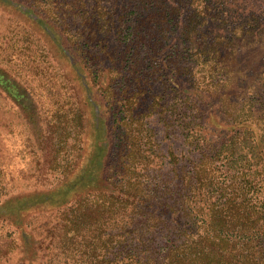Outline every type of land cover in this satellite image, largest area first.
<instances>
[{"label":"trees","instance_id":"obj_1","mask_svg":"<svg viewBox=\"0 0 264 264\" xmlns=\"http://www.w3.org/2000/svg\"><path fill=\"white\" fill-rule=\"evenodd\" d=\"M17 1L36 14L27 16L28 21L62 37L75 59L66 52L68 62L99 85L104 106L116 120L114 129L122 133L116 145L98 139L93 162L102 161L105 170L95 182L90 169L74 175L72 166L79 161L73 141L69 136L63 141L56 162L62 180L39 197L62 209L59 233L50 231L61 242V264H264V118L253 101L264 96V75L255 74L241 93V71H235L239 60L229 48L232 36L197 33L217 0ZM5 6L31 15L15 0H0V7ZM171 25L176 49L169 52H184L183 67L176 59L169 63L160 57L167 50L164 39ZM200 33L204 40L214 36L201 42L196 37ZM25 56L27 63L36 62L30 59L36 53ZM154 61L170 85L141 113L146 78L149 82L156 73ZM180 71L199 96L218 97L228 118L221 123L171 120L198 154L184 162V155L174 149L163 155L145 119L153 105L169 96L167 89L172 86L175 96L182 91H175L183 86ZM0 85L40 117L38 99L22 76L0 65ZM234 88L245 100L236 113ZM190 91L184 90L187 101ZM70 100L57 102L53 119H62L58 111L64 109V117L75 109V118L82 119V111ZM35 201H25L18 209Z\"/></svg>","mask_w":264,"mask_h":264},{"label":"rangeland","instance_id":"obj_2","mask_svg":"<svg viewBox=\"0 0 264 264\" xmlns=\"http://www.w3.org/2000/svg\"><path fill=\"white\" fill-rule=\"evenodd\" d=\"M15 3L19 9L31 15L20 11L15 13L9 6H5V9L0 7V65L12 74L23 77L25 84L38 99L41 115H33L31 108L25 109L0 85V264H61L62 255L58 253L57 246L61 242L57 243V238H53L50 231L59 233L62 209H58L54 203H44L39 197L51 192L62 180L56 162L59 151L63 149V141L67 136L70 142L73 141L71 149L74 159L79 161V166L77 163L71 167L74 175L83 169H90L95 175V182L102 179L103 175L99 173L105 170L102 161L93 162V151L98 139L106 144L109 141L112 146L119 142L117 137L122 133L114 129L116 120L113 112L104 106V96L99 91V85L93 83L85 72L74 69L75 59L62 43V37L53 30L46 34L45 29L28 21L27 16L35 18L36 14L18 1L15 0ZM214 13L215 16L212 15ZM214 13L202 18L204 22L197 33L215 32L223 36L228 33L232 36L234 43L229 48L233 51L231 54L239 60L235 71H241V82L238 85L242 93L249 84L248 80H252L255 74L264 75V0H228L227 3L217 0ZM171 28L172 25L168 26L169 36L164 39L167 50L160 57L169 63L176 59L179 67H183L181 62L184 52L174 56L169 52L176 49L175 35ZM204 36L200 33L196 37L201 42H207L214 35L210 40H204ZM177 42L182 47L180 39ZM30 52L37 54L36 58H30L36 60L34 64L27 63L29 57L25 55ZM67 55L71 56L73 62H68ZM154 64L156 73L150 76L149 82V78H146L148 86L145 89L148 92L139 102L141 113L149 102H153L156 94L170 85L166 82L163 70H158L156 61ZM180 79L183 86L174 88L175 91L179 88L182 91L175 96L171 94L174 91L172 86L167 89L169 96L161 100L162 104L153 105L145 119L153 129V140L157 141L163 155L174 149L181 156L184 155L181 160L184 162L198 154L191 150L194 146L185 142L180 130L169 124L171 120L201 119L208 123L211 119H217L221 123L228 118L222 113L223 106L218 97L207 96L206 99L203 97L205 94L199 96L197 90L187 84L189 77L182 71ZM189 89L192 95L188 101L196 104L187 103L188 94L184 90ZM198 92L202 91L199 89ZM233 93L236 94L233 96L237 102L234 110L236 113L237 105L243 104L245 100L236 88ZM69 99L70 103L74 100V105L82 111V119L75 118V109L70 110L67 117H64L65 109L59 110L58 113L64 119L58 115L53 119L54 107L60 104L57 102L65 101L69 104ZM253 101L264 118V96L258 95ZM176 107L181 109L177 110ZM197 114L199 116L193 118ZM29 200L37 201L32 206L18 209Z\"/></svg>","mask_w":264,"mask_h":264}]
</instances>
